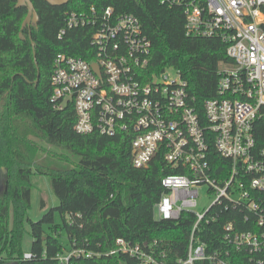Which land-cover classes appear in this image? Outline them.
Listing matches in <instances>:
<instances>
[{
    "label": "built area",
    "instance_id": "2783aa9c",
    "mask_svg": "<svg viewBox=\"0 0 264 264\" xmlns=\"http://www.w3.org/2000/svg\"><path fill=\"white\" fill-rule=\"evenodd\" d=\"M159 1L182 8L187 37L225 45L229 61L219 63L214 97L198 110L178 71L148 74L151 45L138 19L90 6L66 13L65 27L57 34L61 40L68 30L90 28L91 57L55 55L51 109L72 107L73 130L79 135L125 136L135 169L160 158L182 172L161 179L164 192L154 206L157 220L176 221L182 214L194 219L186 256L172 264H233L245 254L246 264H264V0ZM211 152L224 163L214 165ZM203 187L212 200L198 212ZM216 208L239 210L249 229L226 223L222 240L228 249L207 253L196 232L200 224L215 221ZM115 255H128L139 264H167L153 245L143 250L120 238L104 252L68 246L53 260L72 264ZM22 259H30V253Z\"/></svg>",
    "mask_w": 264,
    "mask_h": 264
},
{
    "label": "trees",
    "instance_id": "16d2710c",
    "mask_svg": "<svg viewBox=\"0 0 264 264\" xmlns=\"http://www.w3.org/2000/svg\"><path fill=\"white\" fill-rule=\"evenodd\" d=\"M30 1L37 23L21 29L26 8L15 7L16 0H0V168L7 171L0 190V264H56L53 257L68 246L104 252L119 238L143 250L153 245L165 254L167 264L184 258L194 223L192 215L182 214L176 221L157 220L154 215V206L164 192L161 179L182 172L169 169L160 158L146 168L135 169L125 136L79 135L73 130L72 107L61 112L51 109L50 76L55 55L91 57L90 28L68 30L61 40L57 34L65 27L66 13L84 12L90 6L97 10L109 7L115 14L136 17L151 45L147 73L178 71L198 110L215 95L219 63L229 61L225 45L218 39L187 37L182 8H169L159 0H73L63 7L44 0ZM41 143L54 146L61 156L53 159L69 167L56 169L48 161L37 164L34 155L41 150ZM211 154L214 165L224 163ZM35 174L49 177L58 205L35 222L27 219L31 245L30 259L26 260L22 259L23 222L31 201L30 178ZM39 204L40 209L45 208L43 200ZM55 213L60 223H55ZM213 213L215 221L200 224L196 232L207 253L228 249L222 240L226 223L237 222L240 231L249 229L242 224L239 210L216 208ZM62 234L66 245L59 242ZM246 260L245 254L232 262L246 264ZM72 264L139 263L128 255H115L75 259Z\"/></svg>",
    "mask_w": 264,
    "mask_h": 264
},
{
    "label": "rangeland",
    "instance_id": "374dc122",
    "mask_svg": "<svg viewBox=\"0 0 264 264\" xmlns=\"http://www.w3.org/2000/svg\"><path fill=\"white\" fill-rule=\"evenodd\" d=\"M24 21V20H23ZM23 23V22H22ZM32 26L33 23L31 22ZM22 25V24H21ZM35 27V26H34ZM20 34L19 36H21ZM22 37V36H21ZM166 74L173 78L175 77L174 73L172 71H167ZM30 139H32L30 136L28 137V141L30 142ZM42 147V148H41ZM40 151L35 153L34 159H36V163H45L48 161L51 162V166H54L56 169H67L69 165L66 162H61L60 160L53 159L54 157L61 156V153L57 150H55L54 146H51L49 144H40ZM55 153L59 154L56 155ZM1 170H4V173L1 172ZM7 171L5 168H0V190L3 189V182L6 177ZM32 183V190H31V201L30 206L26 211L25 220L23 222V227L25 229L24 235H23V241H22V250L24 252H29L30 245H31V237L29 235V226L28 221H37L41 216L47 212L50 208H54L58 205V201L53 195L50 187V180L47 176H40L38 174H35L31 176L30 178ZM40 200H43L45 203V208L40 209ZM212 200V196L207 194L206 188L203 187L200 189V199L197 202V208L196 210L198 212H202L210 203ZM11 214V210H10ZM54 221L55 223H60V217L57 213L54 214ZM59 242L62 245H66V238L65 235L62 234L59 237Z\"/></svg>",
    "mask_w": 264,
    "mask_h": 264
},
{
    "label": "water",
    "instance_id": "95a60500",
    "mask_svg": "<svg viewBox=\"0 0 264 264\" xmlns=\"http://www.w3.org/2000/svg\"><path fill=\"white\" fill-rule=\"evenodd\" d=\"M44 1L47 2L48 4L52 5V6L63 7V6L67 5L69 2H71L73 0H44ZM15 7H25L26 10H27V14H26V17H25L22 25H21V29H23L25 26L27 28H29L32 25L31 22L33 23L34 26H36L37 15H36V13H35V11L33 9V5H32L30 0H16ZM29 41L31 43L33 60H34V63H35L34 44L31 41L30 35H29ZM35 65H36V63H35ZM93 68H94L95 72H97V68H96L95 65H93ZM37 76H38V70H37ZM36 82L37 81H35V83ZM1 172L4 173V170H1Z\"/></svg>",
    "mask_w": 264,
    "mask_h": 264
}]
</instances>
